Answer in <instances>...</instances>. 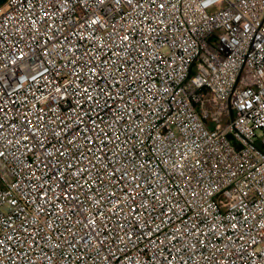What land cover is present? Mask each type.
I'll return each mask as SVG.
<instances>
[{
	"label": "built area",
	"instance_id": "obj_1",
	"mask_svg": "<svg viewBox=\"0 0 264 264\" xmlns=\"http://www.w3.org/2000/svg\"><path fill=\"white\" fill-rule=\"evenodd\" d=\"M0 264H264V0H7Z\"/></svg>",
	"mask_w": 264,
	"mask_h": 264
},
{
	"label": "water",
	"instance_id": "obj_2",
	"mask_svg": "<svg viewBox=\"0 0 264 264\" xmlns=\"http://www.w3.org/2000/svg\"><path fill=\"white\" fill-rule=\"evenodd\" d=\"M7 0H0V7L6 2Z\"/></svg>",
	"mask_w": 264,
	"mask_h": 264
}]
</instances>
